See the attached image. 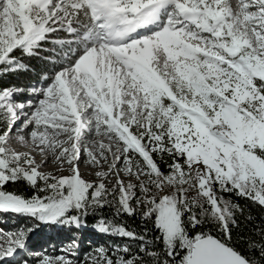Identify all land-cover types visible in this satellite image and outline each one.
I'll return each mask as SVG.
<instances>
[{"label":"snow or ice","instance_id":"obj_1","mask_svg":"<svg viewBox=\"0 0 264 264\" xmlns=\"http://www.w3.org/2000/svg\"><path fill=\"white\" fill-rule=\"evenodd\" d=\"M27 73L0 264H264V0H0V78ZM42 227L68 236L33 251Z\"/></svg>","mask_w":264,"mask_h":264},{"label":"rangeland","instance_id":"obj_2","mask_svg":"<svg viewBox=\"0 0 264 264\" xmlns=\"http://www.w3.org/2000/svg\"><path fill=\"white\" fill-rule=\"evenodd\" d=\"M50 47V46H49ZM49 167H51L49 165ZM5 219L9 220V223L3 224L4 228H12L16 226L18 223H24L23 218L16 217H5ZM82 234L84 239L92 240V241H101L109 239L106 236H101L93 231L91 226L84 228L82 230ZM68 236V233L65 231H57L55 229L44 228L42 227L39 231L34 233L29 240V248L33 251H40L42 249H47L48 251H52L49 247V242L58 243L60 240L65 239ZM86 246V245H85ZM22 258H31L30 253L20 252L12 258H9L8 261L3 262V264H19Z\"/></svg>","mask_w":264,"mask_h":264},{"label":"trees","instance_id":"obj_3","mask_svg":"<svg viewBox=\"0 0 264 264\" xmlns=\"http://www.w3.org/2000/svg\"><path fill=\"white\" fill-rule=\"evenodd\" d=\"M30 63L34 66V67H42L43 66V62L39 59V58H32ZM34 79V77L32 76L31 73H27V74H23V75H19V76H8V77H4V78H0V82H4V81H8L11 83H15L17 85H27L30 81H32ZM21 188H23V185H20ZM241 203H246L245 201H241ZM254 214L258 217L260 215V211L258 209H253ZM134 222L133 221H129V224L132 225ZM91 226V225H89ZM249 227H251L249 225Z\"/></svg>","mask_w":264,"mask_h":264}]
</instances>
